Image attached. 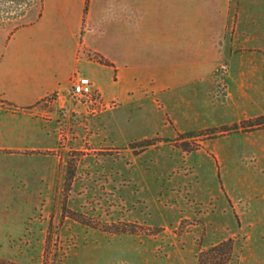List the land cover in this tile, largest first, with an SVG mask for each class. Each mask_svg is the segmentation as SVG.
Segmentation results:
<instances>
[{"label": "rangeland", "instance_id": "rangeland-1", "mask_svg": "<svg viewBox=\"0 0 264 264\" xmlns=\"http://www.w3.org/2000/svg\"><path fill=\"white\" fill-rule=\"evenodd\" d=\"M41 7L0 0V19L17 29ZM231 12L264 38V0H232ZM224 75L206 102L201 94L196 128L177 126L161 95L147 110L120 111L64 91L73 106L61 111L62 205L49 208L52 222L61 211L57 233L16 239L24 264H264V74L248 80L252 111L241 118L225 110L241 80Z\"/></svg>", "mask_w": 264, "mask_h": 264}, {"label": "crops", "instance_id": "crops-1", "mask_svg": "<svg viewBox=\"0 0 264 264\" xmlns=\"http://www.w3.org/2000/svg\"><path fill=\"white\" fill-rule=\"evenodd\" d=\"M231 1L42 0L17 29L0 19V264H24L16 239L57 233L61 211L52 222L49 208L62 205L61 111L73 106L62 94L76 77L89 76L120 111L147 110L161 95L177 126L196 128L200 96L211 97L229 61L224 76L241 81L228 95L240 99L225 110L251 114L248 80L263 77L264 38L233 22Z\"/></svg>", "mask_w": 264, "mask_h": 264}, {"label": "built area", "instance_id": "built-area-1", "mask_svg": "<svg viewBox=\"0 0 264 264\" xmlns=\"http://www.w3.org/2000/svg\"><path fill=\"white\" fill-rule=\"evenodd\" d=\"M226 69V65L222 64L216 73L218 75L225 74ZM71 93L79 101L84 100L86 103L98 106H104L106 104L103 94L93 88L92 80L89 76L80 75L76 77L72 82Z\"/></svg>", "mask_w": 264, "mask_h": 264}, {"label": "trees", "instance_id": "trees-1", "mask_svg": "<svg viewBox=\"0 0 264 264\" xmlns=\"http://www.w3.org/2000/svg\"><path fill=\"white\" fill-rule=\"evenodd\" d=\"M220 247V245L215 246L214 248H212L213 251H216L218 248Z\"/></svg>", "mask_w": 264, "mask_h": 264}]
</instances>
